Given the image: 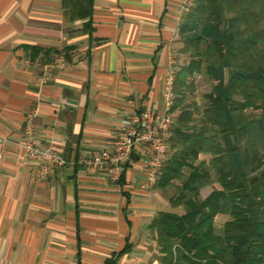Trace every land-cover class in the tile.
Returning a JSON list of instances; mask_svg holds the SVG:
<instances>
[{"label":"crops","instance_id":"0c3cea01","mask_svg":"<svg viewBox=\"0 0 264 264\" xmlns=\"http://www.w3.org/2000/svg\"><path fill=\"white\" fill-rule=\"evenodd\" d=\"M188 1L93 0L91 14L72 15L65 0H0V264H161L149 228L172 205L140 187L141 157L119 180L80 166L44 180L16 143L31 122L37 144L76 161L113 144L128 112L164 115ZM31 46L64 50L67 67L40 85L47 62Z\"/></svg>","mask_w":264,"mask_h":264},{"label":"trees","instance_id":"16d2710c","mask_svg":"<svg viewBox=\"0 0 264 264\" xmlns=\"http://www.w3.org/2000/svg\"><path fill=\"white\" fill-rule=\"evenodd\" d=\"M65 4L92 13L93 0ZM179 41L175 128L156 187L180 182L169 200L185 212H159L150 225L161 264H264V0H193ZM25 48L44 63L57 53ZM201 77L212 83L203 107L191 100ZM219 216L228 217L220 231Z\"/></svg>","mask_w":264,"mask_h":264},{"label":"built area","instance_id":"2783aa9c","mask_svg":"<svg viewBox=\"0 0 264 264\" xmlns=\"http://www.w3.org/2000/svg\"><path fill=\"white\" fill-rule=\"evenodd\" d=\"M193 6V0L188 1L184 8L186 15ZM68 62L64 50H59L48 62L41 67L38 78L40 85L52 80L55 73L67 67ZM176 71H172L165 84L166 113L160 115L153 109H135L126 115L117 132L113 144L98 149L92 157H80L76 161L68 160L58 151L42 147L34 141V131L31 122L26 126L27 138L16 143L23 154L22 164L35 163L34 174L46 180L58 169L80 166L90 172L107 173L113 180H119L124 166L131 161L132 156L138 155L145 164L143 166L140 187L146 191L153 190L162 173V168L168 160L171 146L169 143L175 128V118L172 114L174 100V85ZM7 141L0 137V163L3 159V147Z\"/></svg>","mask_w":264,"mask_h":264},{"label":"rangeland","instance_id":"374dc122","mask_svg":"<svg viewBox=\"0 0 264 264\" xmlns=\"http://www.w3.org/2000/svg\"><path fill=\"white\" fill-rule=\"evenodd\" d=\"M182 63H183V61H178L176 74H177L178 70L180 69ZM211 89H212V83L206 77H201L199 82H198V91H197L196 95L191 98V100L198 103L201 107L205 106L204 95L209 93L211 91ZM201 159L204 160L206 158L202 156ZM180 184H181L180 182H177L175 184L176 186L166 190L167 191L166 193H164V191H162L160 188L159 189L164 194V196L169 200L171 197H173L175 195V193L177 191L176 187L179 186ZM210 186H212V185H210ZM206 193H207L206 191L204 192L203 190H201V192H200L201 199H203L205 197ZM171 209L172 210L170 212H175L177 214H183L185 212V209L183 206L174 207L172 205ZM216 228L218 231H220L222 228V222L217 221L216 222Z\"/></svg>","mask_w":264,"mask_h":264}]
</instances>
